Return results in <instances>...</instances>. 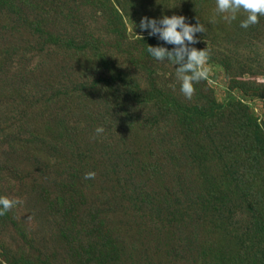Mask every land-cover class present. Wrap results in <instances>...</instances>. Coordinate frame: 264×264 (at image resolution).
Instances as JSON below:
<instances>
[{"label": "trees", "instance_id": "obj_1", "mask_svg": "<svg viewBox=\"0 0 264 264\" xmlns=\"http://www.w3.org/2000/svg\"><path fill=\"white\" fill-rule=\"evenodd\" d=\"M14 1L24 2L0 0V4L11 7ZM74 1L52 0V10L55 7L66 8ZM174 1L168 0L167 3ZM92 2L96 5H93L91 21L83 16L79 8L59 18V21L55 19L46 23L47 33L52 41L60 44L58 51H63L66 58L58 64L60 78L46 81V90L35 88L36 81L43 85L40 75L35 78L24 71L11 72L10 65L0 63V84L3 85L0 109L3 105L9 107L5 125L0 118V146H5L0 150V163L5 160L16 164L14 160L23 153L31 155L30 169L17 164L16 187L30 190L28 193L35 201V211L41 208L49 210L50 198L54 196L63 226H70L84 211L80 204L77 209L72 208L65 196H73L59 188L61 185H54L52 175L60 172L55 164L61 158L62 150L70 148L74 142H79L82 134H86L93 141L87 145L102 150L105 158L96 162L95 157L93 164L102 163L119 179L126 170H137L139 176L152 170L151 180L159 181L165 176L166 189L170 177H173L174 184L178 186L173 202L163 196L142 200V187L133 181L130 174L124 179L128 178L126 191L131 196L117 192L113 197L107 194L113 205L119 194V206L125 201L128 212L136 211L140 204L142 209L135 226L153 246H162L171 262L173 258L184 255L195 264L201 260L206 264L208 258L211 264H264V242L260 240L264 235V204H259L258 198L244 195L248 187L244 173L264 160V114L258 115L252 107V102L257 100L254 97L264 95V87H260L263 84L253 79L260 73L258 67H264V58H261L264 52L255 49L258 43L256 35L260 32L264 15L258 17V23L246 28L247 32L240 26L241 22L232 31L242 35L246 33L244 40L237 37L238 42L243 43L241 47L230 44L236 40L221 41L213 32L218 24L212 19L214 13L211 10L215 8L216 0H183L187 7L182 10H171V13H162L158 17L141 15L157 19L165 15H183L187 23L195 25L200 22L204 25L205 31L198 32L201 39L195 33L197 43L191 46L211 50L208 56L216 62L215 71L228 78V87L226 96L219 99L218 92L209 85L206 76L194 83L195 92L188 99L181 93L180 82L176 79L178 66L175 65L174 70V64L167 58L158 61L147 52L149 42L169 51L175 46L167 43L164 46L158 37L146 35L140 39L142 44L145 43V52L135 47L138 52L135 56L128 53L127 46L123 47L128 39H125L126 43L121 38L114 39L116 35L126 33L124 10L128 6L135 10L140 0ZM101 7L105 13L104 20H98ZM16 10V20L11 26L8 24L10 29L2 24L0 31L6 28L8 33H17L18 28L29 20L24 9L17 7ZM71 14L76 22L70 19ZM246 15L240 10L236 19L241 18L242 21ZM218 18H222L221 13H218ZM17 23L21 26H16ZM30 26L31 41L40 30L35 23ZM223 33L232 35L225 25ZM105 35L109 36V40ZM43 36L48 42L44 33ZM222 43L226 53H221ZM50 54L51 49H48L47 57ZM159 63L161 65L157 69ZM137 68L145 74L147 85L135 73ZM5 75L8 76L6 81H16V85L9 86L4 81ZM244 76L252 79H242ZM162 78L164 83L160 81ZM247 84L253 87V96L247 92L237 96L232 92L240 86H249ZM12 112L14 118L9 115ZM75 127H80L81 131ZM97 127L108 129V132L97 134ZM114 127L115 130L112 129ZM73 128L79 135L73 133ZM43 130L46 133L40 136ZM113 134L121 137L122 143L113 144ZM100 136L105 140L101 141ZM33 140L35 151L31 147ZM125 151V155L119 157ZM159 154L163 155L164 163L157 161L156 164L144 165L142 158ZM169 161L173 162L175 174H168ZM220 164L224 165L220 176L209 178L207 166ZM7 169L10 170V167ZM0 170L3 168L0 167ZM90 180L85 179V190H90L93 183ZM16 187L8 189L9 193ZM223 191L231 193L226 194L225 200L221 198ZM180 194L185 195L184 201ZM244 203L247 204L245 211L249 220L242 227L237 210ZM0 220L7 226L10 223L8 217ZM251 235L258 240H250ZM1 249L4 260L9 264H24L21 259L16 261L10 257L11 248L1 246ZM74 261L80 264L81 258ZM117 263L123 262L118 260ZM100 264L109 263L102 259Z\"/></svg>", "mask_w": 264, "mask_h": 264}, {"label": "rangeland", "instance_id": "obj_2", "mask_svg": "<svg viewBox=\"0 0 264 264\" xmlns=\"http://www.w3.org/2000/svg\"><path fill=\"white\" fill-rule=\"evenodd\" d=\"M24 2L14 1L11 7L0 4V28L2 24H6V27L11 26L16 20L14 16V11H17V7H21L27 12L29 20L21 26L19 23L16 26H21L18 28L17 33H8L9 30L6 28L0 31V63L5 62V64L11 66V72H27L35 78L40 75V80H43V85L39 81H36L35 88L39 90H46L48 87L46 81H51L57 79L58 77V64L59 61L65 60L63 51L59 52L60 44L52 41L51 37L47 33L45 26L49 21H53L63 16H68L70 12H74L81 8L83 16L91 21L93 19V5H96L92 0H75L69 3L66 8H53L52 0H23ZM63 1V0H62ZM168 0H140V5L135 6L133 10L130 6L128 9L124 10L126 23V33L121 35L118 34L114 37L115 40L120 38L126 43L125 39L129 41L127 44L123 43V47L128 48V53L135 56L138 52L135 47L140 51L146 50L145 43L142 44L140 38H137L135 34L146 36L147 31L141 32L139 28V23L142 17L141 15H147L150 17H158L162 13H171V10L178 11L187 7L184 5L183 0H175V3H167ZM177 1V2H176ZM131 3V2H130ZM133 4V3H132ZM170 4L168 7L165 5ZM215 8L211 9L214 13L212 19L218 22L214 26L215 33L218 34L221 41L231 42L236 40L237 42L230 43L233 47H241L243 43H239L238 39L244 40L245 34L232 33L238 27V23L241 22V18L232 20L231 22L226 21L223 18H218V12ZM100 14L98 20H104L105 13L100 8ZM70 19L76 22L73 14L70 15ZM157 19V18H155ZM31 23L37 24L39 27V33L34 35V39L30 41L29 33L32 32ZM9 24V25H8ZM134 25V27H133ZM223 25L230 28L231 37L227 33H223ZM252 26V25H251ZM133 28V31H132ZM10 29V27H9ZM247 32L248 30L245 29ZM257 33V45L255 49L258 52H264V22L262 27ZM212 32V33H213ZM43 33L48 39L43 36ZM38 35V36H37ZM149 36V35H148ZM198 39H201L200 34L196 33ZM106 39L109 40V36L105 35ZM157 37V36H156ZM115 47V41L112 39ZM151 45V42H149ZM166 46V43H162ZM40 45V46H37ZM171 46H174L171 44ZM196 46V45H195ZM48 47V48H42ZM48 49H51L50 57H47ZM198 49H200L198 47ZM205 50L208 54L212 53L211 50ZM226 53L222 43L221 53ZM261 58H264L262 56ZM156 64H153L155 66ZM161 63L156 67L160 68ZM216 62L209 58L204 64V70L207 73V82L218 92L219 99L226 96V87L228 78L224 76L223 73L217 70ZM54 66V67H53ZM172 69L175 70V65H172ZM259 74L254 75V80L258 84H263L260 86L264 87V67L258 69ZM135 73L140 80L144 81L147 85L145 74L140 68H137ZM249 73V71H248ZM48 76V78H46ZM169 76V72H167ZM60 77H58L59 79ZM1 79V78H0ZM8 79V76H4V81ZM242 79H252L248 76H244ZM241 79V80H242ZM164 83V80H160ZM9 86H15L16 81H6ZM249 86L238 87L237 89H232L237 96L245 94L246 92L253 96V87ZM0 84V90L2 89ZM252 102L253 110L258 115L264 114V95L261 97H254ZM9 112V107L3 105L0 109V118L2 123H4L5 117H7ZM9 115L13 116V112ZM14 118V116H13ZM78 119V117L76 118ZM15 119H13V122ZM17 125L15 121V126ZM116 127L112 128L115 130ZM79 132L80 127H75ZM73 128V133L77 134V131ZM1 131V129H0ZM86 132V128L85 131ZM103 132H108V129H104ZM46 133L42 131L40 136ZM82 134L79 137V142H74V144L68 148L63 149L61 158L56 162L55 166L59 167V171L52 175V182L54 185H61L64 191L73 196H65L66 199L71 204L72 208L77 209L79 204L81 205L84 214L79 218L74 220L73 224L70 226H63L62 216L58 214L59 208L56 207L54 202V196H51V207L49 210L35 211L34 205L35 201L29 195L27 189L16 187L18 177L16 174L17 164L20 167L26 166V169L31 168L30 157L23 153V156L17 158L16 164L9 163L5 160H1L0 167V196H6L10 199H20L23 204L13 207L11 210L6 212L3 217H8L10 223L8 226L0 220V261L6 262L2 256L1 246L11 248L13 257L16 261L21 259L24 264H78L75 263L76 258H81L80 264H100L101 260H106L109 264H118L117 261H122V264H195L192 259H187L186 256L180 255L177 258H173L171 262L168 257L169 254L165 255V251L162 246L155 247L150 241L141 235V231L137 226H135L136 220L139 218V211L141 208L140 204L136 211L128 212L125 210L126 202L122 201V205L119 206V194L130 195L127 189L128 176L130 174L135 183H138L142 187L141 199L159 198L163 196L164 198L173 202L176 200L177 184H174L173 177H170L168 186L165 189L166 179L165 176L156 181V179L151 180L152 170H148V173H143L139 176L137 170L133 172L125 171L124 175L119 179L117 175L109 172L102 163L93 164V159L96 158L102 162L105 158L102 155V150H99L96 146L87 145L88 143H93V141ZM113 144L122 143V138L117 134L111 135ZM101 141L105 139L100 136ZM125 143V142H124ZM127 145V143H125ZM2 147L0 146V150ZM31 147L35 151L36 145L34 140L31 141ZM148 152V148L146 147ZM126 153L123 152L119 157L124 156ZM145 162L144 165L149 163L165 162L163 155L159 154L156 157H145L142 158ZM108 161V160H107ZM120 161V158H119ZM253 162V161H252ZM62 163V165H58ZM172 161H169V173L175 174L174 166ZM96 164V165H95ZM241 164L245 162L241 161ZM10 167V170L7 169ZM209 168V178H218L222 173L224 168L223 164L216 166H207ZM92 171L96 173L95 179H91L93 182L90 185V190L84 189L85 184V173ZM245 179L248 182V187L244 190V195L248 198H258L259 204H264V160H260L253 169L247 170L245 173ZM16 187L12 193H9L8 189ZM117 192L118 196L114 199L115 204L113 205V200L109 202L107 194L113 197V194ZM226 194H231L223 191V200L226 199ZM182 200H185V195L180 194ZM35 198V196H34ZM143 200V199H142ZM152 202V201H151ZM121 204V201H120ZM59 205V201H58ZM247 204H243L237 210V218L241 222V226L245 227L248 224L249 216L245 211ZM250 240L254 239L251 235ZM261 242H264V235L261 237ZM206 264H211V260L208 258ZM6 264H9L6 262ZM198 264H204L201 260Z\"/></svg>", "mask_w": 264, "mask_h": 264}, {"label": "clouds", "instance_id": "obj_3", "mask_svg": "<svg viewBox=\"0 0 264 264\" xmlns=\"http://www.w3.org/2000/svg\"><path fill=\"white\" fill-rule=\"evenodd\" d=\"M218 13L226 14L224 19L228 22L236 19L240 10L247 13L246 18L241 21L242 28L258 23V17L264 15V0H216ZM134 27V25H133ZM141 32L147 31L149 36H157L167 44L175 47L169 51L163 46H147V52L158 61L172 62L176 68V79L180 82V91L188 99H191L195 92L194 83L205 78L207 73L204 64L208 59V52L205 49L192 47L197 43L195 33H203L204 25L197 22L195 25L187 23L183 15L173 14L162 16L159 19L142 17L139 23ZM133 31V28H132ZM137 38L143 39L141 35L135 34ZM187 42V43H186ZM96 133H103L102 127L96 128ZM96 173L89 171L85 173V179H95ZM23 204L20 199H10L0 196V216L17 205ZM0 264L6 262L0 261Z\"/></svg>", "mask_w": 264, "mask_h": 264}]
</instances>
